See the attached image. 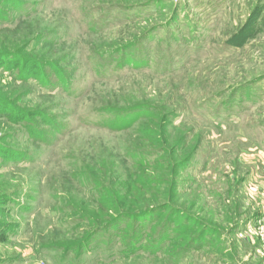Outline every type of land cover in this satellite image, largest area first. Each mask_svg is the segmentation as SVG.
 I'll return each instance as SVG.
<instances>
[{
	"label": "rangeland",
	"instance_id": "rangeland-1",
	"mask_svg": "<svg viewBox=\"0 0 264 264\" xmlns=\"http://www.w3.org/2000/svg\"><path fill=\"white\" fill-rule=\"evenodd\" d=\"M0 197V264H264V0H0Z\"/></svg>",
	"mask_w": 264,
	"mask_h": 264
},
{
	"label": "trees",
	"instance_id": "trees-1",
	"mask_svg": "<svg viewBox=\"0 0 264 264\" xmlns=\"http://www.w3.org/2000/svg\"><path fill=\"white\" fill-rule=\"evenodd\" d=\"M22 69H25L24 67H22ZM17 74H18V77H19V79H24V78H26V76H27V73H26V71L25 70H23V71H21L20 69H19V71L17 72ZM30 75H32V74H30ZM32 77H36V78H38L37 80H36V82L38 83V84H40V82H42V79L40 78V76L39 75H32ZM31 77V78H32ZM9 115L11 116V118L14 120V121H18V122H27L26 120H28V119H26L27 117H26V115H21L20 117H17L18 116V114H16V113H13V112H10L9 111ZM33 128V127H32ZM4 197H0V204L2 203V202H4L6 199H3ZM141 246V245H140ZM139 247H137V249H138Z\"/></svg>",
	"mask_w": 264,
	"mask_h": 264
},
{
	"label": "built area",
	"instance_id": "built-area-1",
	"mask_svg": "<svg viewBox=\"0 0 264 264\" xmlns=\"http://www.w3.org/2000/svg\"><path fill=\"white\" fill-rule=\"evenodd\" d=\"M256 232L260 241L264 244V216L257 222Z\"/></svg>",
	"mask_w": 264,
	"mask_h": 264
}]
</instances>
